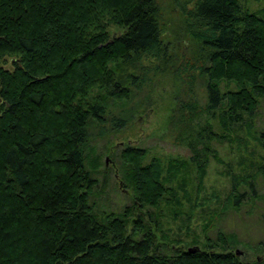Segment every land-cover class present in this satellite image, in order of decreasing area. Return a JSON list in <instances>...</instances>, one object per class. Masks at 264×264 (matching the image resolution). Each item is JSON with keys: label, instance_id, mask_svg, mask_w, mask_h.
I'll list each match as a JSON object with an SVG mask.
<instances>
[{"label": "trees", "instance_id": "trees-1", "mask_svg": "<svg viewBox=\"0 0 264 264\" xmlns=\"http://www.w3.org/2000/svg\"><path fill=\"white\" fill-rule=\"evenodd\" d=\"M244 1H167L169 27L157 0H0V264H264V241L239 255L235 235L188 241L159 220L162 204L189 219L193 203L180 208L174 179L188 160L200 184L211 139L246 148L254 138L262 151L254 173L264 176V127L254 124L264 101V8ZM168 35L180 50L170 52ZM163 76L188 95L179 122L206 112L190 154L145 160L144 148L124 142L118 166L131 203L99 210L91 129L123 133L128 116L112 105L146 88L143 110L152 78ZM253 175H230L232 207L255 194Z\"/></svg>", "mask_w": 264, "mask_h": 264}, {"label": "rangeland", "instance_id": "rangeland-1", "mask_svg": "<svg viewBox=\"0 0 264 264\" xmlns=\"http://www.w3.org/2000/svg\"><path fill=\"white\" fill-rule=\"evenodd\" d=\"M157 1L161 6L164 22L169 27L173 26L167 21V18L170 17L167 1L170 0ZM243 4L249 10L264 8V0H245ZM171 17L174 23L177 18L175 11L172 12ZM171 35L165 36L164 40L175 44L173 49L169 45L170 52L174 53L180 50L182 42ZM5 66L11 69L10 64H5ZM152 79L155 83L149 97L150 103L146 104L143 110L138 107H141L140 104L144 103L146 95L150 93L146 88H143L138 95H132L129 101H121L117 105L110 106L115 113L120 110L124 113L126 111L128 118L124 119L126 127L123 133L106 125L103 126V134H97L98 128L96 127L91 129L86 152L88 160L91 162L90 165L98 168L93 171L98 180V190L92 199L96 202L99 210L117 212L131 203L130 190L123 185L124 181L120 177L118 166L117 152L124 142L144 148L145 160L151 155H157L163 161L167 157L186 160L190 154L188 144L195 143V128L197 129L207 118L206 112H200L190 117V121L187 123L179 122L178 104L187 101L188 98L186 90H183L184 85L177 86V83H172L167 76H163L159 80ZM179 88L182 89L179 90ZM192 96L199 103L202 96L196 86ZM254 124L256 128L264 127V101H261L258 106ZM247 137L246 148L242 144L237 146L236 140L211 139L208 146L214 149V155L207 154L206 167L199 185L194 163H187V160L186 165L180 169L174 180L177 181V184L182 183L181 188L175 186L177 195L182 202L180 208L182 210L187 208V199L193 203L192 210L188 212L189 219L183 220L185 212L182 211L178 212L176 216L174 215V218L170 206L162 204V214L159 220L163 231L167 232L169 236L188 241L194 237L197 239H201L203 236L213 238L219 231L226 236L235 235L241 242L233 249L240 248L248 252L251 251L257 240L264 241V176L258 172L254 173L253 167L256 163L261 162L262 151L254 138ZM198 146L200 145L197 144ZM251 160L255 163L252 162L250 166ZM243 170L254 174L255 194L248 197L247 192L246 199L238 207H232L226 200L230 175ZM104 174H106V179H104ZM150 226L153 227V225ZM155 233L159 237V231L155 229ZM159 240H162L161 237ZM197 244L188 243L186 246Z\"/></svg>", "mask_w": 264, "mask_h": 264}, {"label": "water", "instance_id": "water-1", "mask_svg": "<svg viewBox=\"0 0 264 264\" xmlns=\"http://www.w3.org/2000/svg\"><path fill=\"white\" fill-rule=\"evenodd\" d=\"M194 248H195V246H188L187 247L188 250H193ZM234 252L237 253V254H239V255H242L244 253L243 250L240 249V248H235L234 249Z\"/></svg>", "mask_w": 264, "mask_h": 264}]
</instances>
